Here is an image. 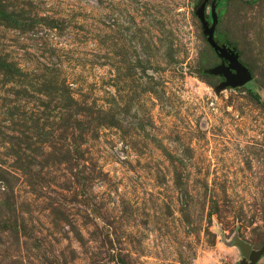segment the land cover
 <instances>
[{"label": "rangeland", "instance_id": "rangeland-1", "mask_svg": "<svg viewBox=\"0 0 264 264\" xmlns=\"http://www.w3.org/2000/svg\"><path fill=\"white\" fill-rule=\"evenodd\" d=\"M204 1L0 0V264H264V0L219 91Z\"/></svg>", "mask_w": 264, "mask_h": 264}, {"label": "water", "instance_id": "water-1", "mask_svg": "<svg viewBox=\"0 0 264 264\" xmlns=\"http://www.w3.org/2000/svg\"><path fill=\"white\" fill-rule=\"evenodd\" d=\"M216 1L210 3L209 20L205 17V0L197 12L198 18L202 24L203 34L206 36L207 43L213 49L217 57L221 60L220 65L205 71L206 74L220 76L224 80L217 87V90L225 88H239L245 86L251 81V74L247 67L239 61V55L235 49L227 45H219L215 39L214 33L218 23V14L216 11ZM244 256L250 259L249 264H256L260 258L261 252L254 254L248 246L243 248Z\"/></svg>", "mask_w": 264, "mask_h": 264}, {"label": "trees", "instance_id": "trees-1", "mask_svg": "<svg viewBox=\"0 0 264 264\" xmlns=\"http://www.w3.org/2000/svg\"><path fill=\"white\" fill-rule=\"evenodd\" d=\"M219 1H220V0H217V1H216V4H217ZM216 10H217V9H216ZM255 97H256V95H255Z\"/></svg>", "mask_w": 264, "mask_h": 264}, {"label": "flooded vegetation", "instance_id": "flooded-vegetation-1", "mask_svg": "<svg viewBox=\"0 0 264 264\" xmlns=\"http://www.w3.org/2000/svg\"><path fill=\"white\" fill-rule=\"evenodd\" d=\"M210 20V19H209Z\"/></svg>", "mask_w": 264, "mask_h": 264}]
</instances>
